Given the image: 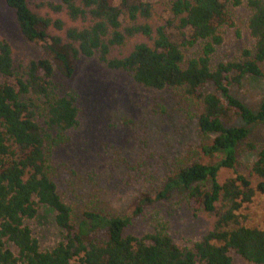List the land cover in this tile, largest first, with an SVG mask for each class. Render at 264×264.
I'll return each mask as SVG.
<instances>
[{
	"label": "trees",
	"instance_id": "16d2710c",
	"mask_svg": "<svg viewBox=\"0 0 264 264\" xmlns=\"http://www.w3.org/2000/svg\"><path fill=\"white\" fill-rule=\"evenodd\" d=\"M3 1L13 11L22 37L42 44L46 57L30 60L17 71L9 43L0 39V264H233L230 250L247 261L264 264V230L242 225L238 213L256 191L264 193V148L250 169L260 179L255 187L239 173L221 183L217 180L221 168L232 169L238 163L237 144L246 138L249 126L261 123L264 127V102L254 111L228 88L241 84L246 75L264 76L260 67L264 62V0L246 1L253 48H245L240 60L214 66L212 53L223 40L220 28L231 24L228 7L242 0H171L172 19L155 28L152 44L139 42L122 57H110L111 48L121 46L127 37L153 33L149 23L139 21L151 15V4L145 0L47 3L54 12L65 10L72 21H89L83 27H67L64 38L49 33L51 26L63 29L61 19L32 11L27 0ZM194 43L199 44L198 53L186 58L181 46ZM94 54L109 68L129 72L144 86L182 94L195 110L200 154L221 155L214 163L183 165L157 194L164 197L173 187L183 188L195 212L216 213L214 227L193 248L178 246L161 230L142 236L124 234L142 204L125 215L87 210L76 221L72 207L58 193L44 141H61L63 132L76 127L78 109L75 95L60 93L53 83L51 59L69 77L75 59ZM208 82L223 98L198 91ZM37 107L45 126L57 130L58 139L36 122ZM37 204L52 208L55 223L63 230L61 240L49 250L40 248L25 223L35 216Z\"/></svg>",
	"mask_w": 264,
	"mask_h": 264
},
{
	"label": "rangeland",
	"instance_id": "374dc122",
	"mask_svg": "<svg viewBox=\"0 0 264 264\" xmlns=\"http://www.w3.org/2000/svg\"><path fill=\"white\" fill-rule=\"evenodd\" d=\"M59 1L27 0V3L42 16L61 19L63 29L51 26L49 33L64 38L67 27H83L89 21H72L65 10L54 12L47 5ZM145 1L151 4V15L139 21L151 25V37L141 34L127 37L121 46L111 48L110 57L127 55L139 42L151 45L155 28L172 19L171 0ZM246 1L228 7L231 24L220 28L223 40L212 53V66L220 61L240 60L245 48H253L254 39L247 29L250 9ZM0 39L9 43L17 71H22L30 60L46 57L42 44L22 37L13 11L3 0H0ZM199 48L198 43L181 46L186 58L196 55ZM51 61L53 83L60 93L75 95L78 124L63 132L61 141L50 143L45 139L44 147L58 193L72 207L76 221L87 210L125 215L142 204L141 210L132 215L124 234L142 236L161 230L178 246L193 248L194 243L214 227L216 213L195 212L183 188L173 187L167 196H157L168 178L174 177L183 165L193 161L210 164L221 158V155L200 154L201 138L193 117V105L169 88H150L136 82L125 70L109 68L98 60L97 54L75 59L69 77ZM260 67L264 73V62ZM9 82L14 81L9 79ZM228 88L230 94L254 111L264 102V76L246 75L241 84ZM198 91L215 92L223 98L211 82ZM27 96L34 99L32 94ZM35 120L43 131L58 139L57 130L45 126L40 107L36 108ZM262 148L264 127L261 123L252 124L246 138L237 144L238 163L232 169L221 168L218 182L239 173L248 177L255 187L260 179L251 175L250 169ZM36 207L35 216L25 223L40 248L49 250L61 240L63 230L55 223L52 208L44 204ZM238 213L242 225L264 230V193L256 191ZM229 255L233 264H255L234 250H230Z\"/></svg>",
	"mask_w": 264,
	"mask_h": 264
}]
</instances>
